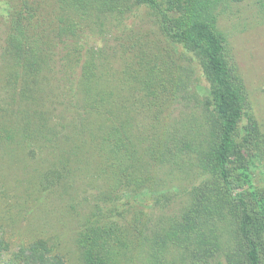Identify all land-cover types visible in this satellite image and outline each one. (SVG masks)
<instances>
[{
	"label": "trees",
	"instance_id": "trees-1",
	"mask_svg": "<svg viewBox=\"0 0 264 264\" xmlns=\"http://www.w3.org/2000/svg\"><path fill=\"white\" fill-rule=\"evenodd\" d=\"M239 1L11 10L0 215L60 210L4 264H264V129L220 22Z\"/></svg>",
	"mask_w": 264,
	"mask_h": 264
},
{
	"label": "rangeland",
	"instance_id": "rangeland-1",
	"mask_svg": "<svg viewBox=\"0 0 264 264\" xmlns=\"http://www.w3.org/2000/svg\"><path fill=\"white\" fill-rule=\"evenodd\" d=\"M23 1L0 0V53L5 45L11 10L22 5ZM220 22L236 53L246 81L252 110L264 129V21L258 12L256 0H241L234 3L232 9L222 15ZM45 201H35L30 206L32 208L30 212L18 216L19 222H12L13 220H7L4 218L6 216L0 215V221L5 225V228H0V238L4 243L10 242V249H2L0 264H4L3 260L8 258L10 253L18 251L22 245L28 246L34 239L33 234L27 231V227L32 222H36L37 217L38 221L44 219L51 222L58 221L57 215L60 209L52 208L51 203ZM2 208L4 214L6 208L4 206ZM63 233L70 238L71 227H63Z\"/></svg>",
	"mask_w": 264,
	"mask_h": 264
}]
</instances>
